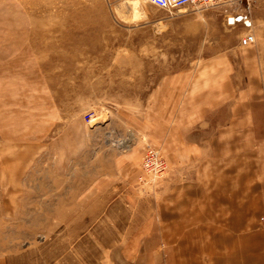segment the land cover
<instances>
[{
    "label": "rangeland",
    "instance_id": "rangeland-1",
    "mask_svg": "<svg viewBox=\"0 0 264 264\" xmlns=\"http://www.w3.org/2000/svg\"><path fill=\"white\" fill-rule=\"evenodd\" d=\"M248 33L256 42L243 46ZM257 58L264 72V0L174 12L145 0H0V264H119L106 251L153 215L166 184L188 182L157 143L163 124L184 118L182 99L200 93L207 63L228 61L243 92ZM263 81L255 111L210 114L241 122L225 127L222 157L190 162L209 182L245 184L250 169L263 171L249 141L264 142ZM150 148L163 157L157 175L143 164ZM129 151L141 152L139 176L118 182L110 176ZM95 182L97 199L74 198V183Z\"/></svg>",
    "mask_w": 264,
    "mask_h": 264
},
{
    "label": "crops",
    "instance_id": "crops-1",
    "mask_svg": "<svg viewBox=\"0 0 264 264\" xmlns=\"http://www.w3.org/2000/svg\"><path fill=\"white\" fill-rule=\"evenodd\" d=\"M258 58L248 66L251 82L243 92L240 86L231 83L233 77H228L227 68L222 69L228 61L218 59L207 63L201 72V79L208 78L207 82L199 84L200 93L194 91L189 97L185 95L181 102L184 105L179 110L184 118L177 120L175 113L172 121L163 124L168 131L159 135L157 142L166 153L172 172H181L188 182L166 184L159 191L153 215L145 217L131 232L121 235V243L112 244L106 255L118 257L119 264H264V163L262 172L250 169L253 179L245 184L209 182L207 171L190 167L193 160L222 157L231 149L230 138L223 133L227 124L232 127L236 120H227V123L222 119L214 123L210 114L222 112L227 107L234 118L242 105L251 111L261 105L254 103L260 87L258 81L264 80ZM225 83L230 87L233 84L231 89H226ZM242 96L248 98V103L246 99L241 103ZM240 122L235 124L240 126ZM249 124L256 127L257 121L250 119ZM180 127L187 130L177 131ZM216 127L223 129L216 135L203 133L206 128ZM192 129L197 131L193 133ZM249 141L255 143L254 153L259 152L264 160V142L258 150L257 137L254 135ZM140 153L127 152L124 166L110 177L114 176L116 181L129 178L135 182L139 176ZM183 164L186 167H179ZM257 176H263L259 182ZM99 188L102 186L96 183L82 191L74 183V198L95 200L98 191H102Z\"/></svg>",
    "mask_w": 264,
    "mask_h": 264
},
{
    "label": "built area",
    "instance_id": "built-area-1",
    "mask_svg": "<svg viewBox=\"0 0 264 264\" xmlns=\"http://www.w3.org/2000/svg\"><path fill=\"white\" fill-rule=\"evenodd\" d=\"M148 3L163 9L168 12L182 11L186 7L208 8L227 3L236 2L239 0H145ZM256 42V36L253 33H248L242 38L243 46H250ZM143 164L148 169L153 166L156 169V175L163 168V157L159 150L150 148L145 155ZM264 219V218H263Z\"/></svg>",
    "mask_w": 264,
    "mask_h": 264
}]
</instances>
